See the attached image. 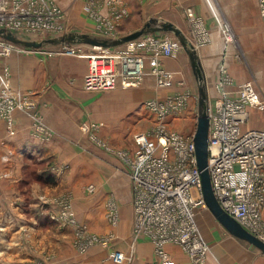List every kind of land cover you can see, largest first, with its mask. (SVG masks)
Returning <instances> with one entry per match:
<instances>
[{"label": "crops", "instance_id": "crops-1", "mask_svg": "<svg viewBox=\"0 0 264 264\" xmlns=\"http://www.w3.org/2000/svg\"><path fill=\"white\" fill-rule=\"evenodd\" d=\"M56 1L67 17L76 18V24L66 25L64 34L98 35L92 21H85L89 10L85 5L98 10L104 18L125 5L126 14L117 22L118 35L140 28L151 17L156 19L154 25L173 22L189 35L198 50L208 102L219 94L217 83L225 74L234 82L229 86L234 88L231 95H236L239 82L264 80V69L255 61L256 57H264V17L258 0ZM226 28L231 39L226 38ZM152 33L174 35L166 30ZM233 41L248 56L252 70L234 57ZM47 45L59 49L77 46L83 48V53L49 51ZM94 46L87 42L44 43L38 48L15 49L1 61L0 70H8L9 94L20 93L26 104L11 111L13 134L6 119L0 117V209L19 212L16 218L10 216L11 212L0 217L2 238L14 235L21 241L28 233L33 234L35 256L47 245L61 259L58 264H120L109 258L113 250L130 254V264H192L189 254L175 243L165 244L171 261L161 262L150 237L134 231L130 166L128 156L123 154L127 150L132 156L136 149L134 134L155 123L153 113L141 106L144 100L163 99L185 89L197 92L196 84L189 81L187 58L181 54L178 57L177 52L161 59L162 66L176 72L169 87H158L155 77L148 73L139 86L92 91L84 88L83 77L88 68L87 54ZM253 49H258V55ZM179 78L184 79L183 86L177 84ZM189 104L190 98L187 107ZM189 120L188 114L181 112L168 123L173 129L186 131ZM85 124L91 128L86 129ZM245 125L264 126V110L249 107ZM39 177L46 183L48 178L56 181L44 187L47 194H55L60 186L68 187L78 219L88 226L82 236L95 234L105 241L79 254L71 245L73 230L69 226L60 227L48 220L45 208L36 203L32 206L29 202L28 206V194L37 197L42 192ZM89 184L93 190H88ZM109 211L116 214V223L108 221ZM196 220L209 245L203 264H264V251L231 234L208 208L198 209ZM8 248L13 251L5 252L3 264H24L21 259L27 254L22 246L10 244ZM16 253L17 261L11 262L9 258Z\"/></svg>", "mask_w": 264, "mask_h": 264}, {"label": "built area", "instance_id": "built-area-1", "mask_svg": "<svg viewBox=\"0 0 264 264\" xmlns=\"http://www.w3.org/2000/svg\"><path fill=\"white\" fill-rule=\"evenodd\" d=\"M51 0H41V2ZM52 3V2H51ZM52 5V4H51ZM264 17V0H258ZM44 14L61 11L55 5ZM30 6L11 9L10 0H0V28L11 30L20 36L21 31L37 34L40 26H53V20L43 12L30 11ZM125 10L114 15L121 16ZM101 20L105 19L97 15ZM108 24L109 21L106 20ZM105 22V23H106ZM227 39H231L225 29ZM42 33V32H40ZM103 37H116L115 32H102ZM24 38L22 35L20 36ZM205 37V36H204ZM29 39V38H28ZM25 47L0 36V56ZM180 48L179 40L172 34L156 35L152 32L116 46L95 45L87 54L88 68L83 77L87 90L100 91L115 87L139 86L146 74L155 77L160 88L174 83L175 71L161 65L164 56L175 55ZM148 64V68L146 67ZM178 85H184L182 78ZM232 77L224 75L217 83L219 94L208 102V171L214 195L220 206L235 217L247 230L264 241V126L246 127L249 107L264 110L262 99L251 80L237 84L236 95H231L229 86ZM8 70H0V117L6 119L11 134L14 133L11 111L26 107L20 93L9 94ZM191 92L171 94L163 99L144 100L141 106L153 113L154 125L134 134L136 149L132 156L126 151L130 166L133 192L134 231L144 233L154 242L161 262L169 263L165 244L181 246L191 257L192 264H203L209 250L196 220V211L207 208L201 189L200 170L196 163L193 130H176L169 119L179 116L188 105ZM93 126V123L91 124ZM91 125L85 124L86 129ZM93 190L92 184L87 186ZM68 195L56 196L54 202H68ZM69 204V203H68ZM70 205V204H69ZM113 224L117 216L107 214ZM82 236V235H81ZM88 244L102 237L91 234L81 237ZM85 247V246H84ZM109 258L116 263L130 264L131 255L122 250H113ZM144 264H158L150 261Z\"/></svg>", "mask_w": 264, "mask_h": 264}, {"label": "rangeland", "instance_id": "rangeland-1", "mask_svg": "<svg viewBox=\"0 0 264 264\" xmlns=\"http://www.w3.org/2000/svg\"><path fill=\"white\" fill-rule=\"evenodd\" d=\"M60 3H62V1H60ZM51 4L55 5L58 9L61 10L58 13V15H56V14H52V15L44 14L46 11L52 10L51 7H53V6ZM18 5H20L21 7L30 6L29 9H30V11H33V12H35V11L43 12L42 13L43 14V19H42L43 23L46 22V20H44V18H46V17H49V18H51V20H53V26H51V25L45 26L44 24H42L40 26L39 32H37L36 35H35V33H31L32 31H28V30L27 31H21L20 36L22 35L25 39H28V38L29 39H41L43 37H48V36H50V37L51 36H59L61 34H64V33H62V31H64L66 29L65 28L66 25H68V24L73 25V23L76 24L75 16H68L67 17L66 13H64L65 11L62 9L60 4L56 0H51L50 3L48 1L41 2V0H10L11 9L17 8ZM86 6L88 7L89 10L86 12L87 13L86 19H88V20H85V21L87 24L91 23V21H92V25L95 27V29H96L95 31H97L96 33H98L99 36H101L102 32H115L116 33L117 28H118L117 22L121 21L122 18L126 14L125 12H123L122 15L119 17H117L116 15H109V16H107V18H104L101 15L105 19V21H104V20H101V18L97 17V15H100L98 13L99 12L98 10L93 9L91 6L85 5V7ZM124 6H122V8H123V10L126 11V6L125 7ZM188 11L190 12V10H188ZM106 20H108L110 24H108L106 22ZM147 20H148V18H147ZM147 20H145V21H147ZM40 32H42V33H40ZM235 41H233V43H235V47H236L235 48L236 52L234 53V55H235L234 57L237 59V61L246 63L247 66L252 70V64H251V62H249L248 56L244 55L243 50L241 48H238L237 42H235ZM179 43H180V41H179ZM47 46H50L49 51H58L59 50V51H63V52H70L69 54H73V55L83 53V48H79L77 46L66 47V48H62V49H59V46L58 47H52L51 45H47ZM193 46H194V44H193ZM196 51L198 53L197 48H196ZM252 52H254L256 55H258V49H253ZM180 54L183 55L185 58H187L186 69H187L189 81L191 80L190 84L195 83L196 89H197L196 79H195L191 64L189 63V60H188L189 59L188 53L183 48L181 43H180V48L178 50V57L180 56ZM3 58L4 57L0 56V65H1V61ZM255 61L257 63H259L260 67H262L264 69V57H259V58L256 57ZM251 81L253 82L255 88L258 90V93L260 92V94H261L260 97L262 99H264V80H259V79L253 78V80H251ZM233 89L234 88H230V90L232 92L234 91ZM197 92H198V90H197ZM197 92L191 91V95H192V93H193V95H192V97L190 95V104L188 107L186 106L181 111L184 114H188V116L190 117L188 125H186V130H193V129L195 130V128H196L197 111H198V93ZM192 115H193V117H194V115H196V118H195L196 120L192 118ZM174 117H176V116H174ZM130 147H132V146H130ZM124 151L129 153L127 150H124ZM41 179L42 178L39 177L38 185L40 186V188L42 187V192L40 190L39 191L40 193L37 195V197H35V195L28 194V196L26 198L28 201V206L30 205L29 202L31 203L32 206L36 203L38 206H42L43 209L45 208L47 216H48L47 217L48 220L57 223V226H60V227L69 226L73 230V239L71 240V245L74 248V250L76 252H78L79 254L85 253L87 251V249L94 244H100L99 241H95V242H92L90 244H88L87 240L81 241V240H83V238H81V235L84 234V232L86 231L88 226L86 223H84L80 219H78L79 217L77 216L76 211L74 210L73 200H72V196H71L72 192L68 189V187H66L65 185H63V187L60 186V188L55 192V194H53V193L47 194L44 191V187H46V185L50 186V183L56 184V181L54 180V178H52L53 180L51 182L50 180H48L49 179L48 178L46 180L47 181V183H46L44 180H41ZM34 189H33L32 193L34 192ZM63 195L69 196L67 203L62 201V200H59L58 202L53 201L56 196H63ZM14 200L17 201V199H14ZM9 212H11L10 216H12L14 218L19 216V212L17 213V210L0 209V217L3 215H6V214L8 215ZM13 212H16V213L14 214ZM107 214H108V212H107ZM27 216L28 217L31 216L29 214L28 210H27ZM262 217H263V221H264V215ZM3 228H0V232H1V230H3ZM29 234L30 233L25 235L24 238L20 239L21 241H19V238L17 239V237L14 235L9 237L7 240L6 239L3 240V238H2L3 234L0 233V264H3L5 252L9 251V250L13 251V249L8 248V245H10V244H12V245L15 244L16 246H17V244H20L22 246V249L27 254V256H25V258L21 259L24 262V264H58L59 263V260H61V259L56 257L55 255H53L52 250L47 245L42 247V249H41L42 253L40 255L35 256V244H34V240L32 237L33 234H32V236H30ZM11 238L13 240H11ZM48 244L50 245L49 242H48ZM18 254L19 253H16L15 255L12 254V256L9 258L10 261L11 262L17 261L16 257ZM62 264H65V263L62 262Z\"/></svg>", "mask_w": 264, "mask_h": 264}, {"label": "water", "instance_id": "water-1", "mask_svg": "<svg viewBox=\"0 0 264 264\" xmlns=\"http://www.w3.org/2000/svg\"><path fill=\"white\" fill-rule=\"evenodd\" d=\"M155 18H149L143 26L129 32L127 34L118 35L116 37H103L98 35H90L86 33L70 32L59 36H48L41 39H25L15 34L11 30L0 28V36L12 42L18 43L25 47L38 48L44 43H69V42H87L93 45L102 46H116L125 43L129 40L135 39L142 34L148 32H155L157 30H166L172 32L180 41L183 48L189 56L190 64L193 73L197 80L198 90V111L197 122L194 130L193 141L195 145L196 163L200 170L201 189L203 199L207 208L215 216V218L236 237L242 238L255 245L264 251V241L258 238L255 234L247 230L235 217L227 213L217 201L208 171V132H209V118L207 114L208 96L205 77L202 71L201 62L198 57L196 48L188 39L186 34L180 27L170 21H161L154 25Z\"/></svg>", "mask_w": 264, "mask_h": 264}]
</instances>
